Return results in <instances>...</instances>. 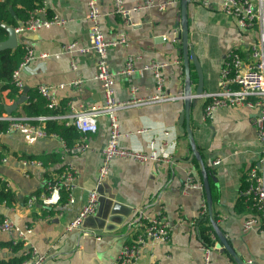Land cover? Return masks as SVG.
Masks as SVG:
<instances>
[{"label": "crops", "instance_id": "obj_1", "mask_svg": "<svg viewBox=\"0 0 264 264\" xmlns=\"http://www.w3.org/2000/svg\"><path fill=\"white\" fill-rule=\"evenodd\" d=\"M164 1L155 0L157 3ZM222 1L186 0L187 38L202 69V93L218 89L220 63L228 51L234 49L245 56L250 43L257 37L254 30L240 28L233 17L221 11ZM141 2L123 1L130 9ZM180 2L174 0L162 10H130L127 16H122L114 12L112 0H97L103 38L125 40L108 47V66L112 71H118L125 67L128 56L134 58L135 71L131 78L137 86L135 95L138 97L157 94L152 72L146 70L140 74L137 71L151 61L164 63L161 68L162 93L184 91L185 72L178 39ZM44 6L48 16L56 14L66 22L63 26L52 25L35 32L17 33V45L9 50L21 47L25 51V47H32L35 55L21 71L24 86L29 90L40 84L58 85L79 78L83 80L79 88L69 85L56 90L59 104L65 102L69 111V107L80 109L101 103L103 89L93 77L95 53L74 52L70 56L63 50V45L70 42H77L79 46L90 43L87 0H45ZM10 12L13 16L11 7ZM14 18V25L1 19L0 24L16 28L23 20L17 15ZM173 30L177 31L175 35ZM43 52L50 55L39 58ZM54 53L58 55L54 56ZM71 60L76 64L75 68L71 67ZM176 61L180 63L176 64ZM189 79L192 97L188 123L201 162L191 155L185 121L179 123V115L184 111L183 98L130 105L116 111L119 146L144 153L154 150L160 159L140 162L131 157H114L109 161L107 175L100 182L97 179L101 151L109 132L106 116L97 119V130L90 135L89 148L76 157L65 153L57 138L28 135L18 130L0 133V142L7 147L6 161H0V180L15 196L11 205H0V211L17 227H30L28 240L45 255L43 264H115L118 250L134 238L136 221L141 215L164 218L169 225V238L165 242L142 246L138 264H202L198 249L201 240L196 228L201 194L197 189L182 190L188 169L202 183V166L211 181V217L216 225V229L212 226V264H238L221 243L217 231L242 264H264V231L259 230V225L242 229L243 220L252 214L242 191L247 184L248 172L257 164L259 156L260 143L254 124L258 110L254 107L218 108L211 118L204 120L206 101L193 96L198 78L192 61ZM131 96L126 76L117 74L114 78L115 100L126 101ZM12 102L6 100L5 104ZM24 103H28L27 96ZM15 111L16 116L31 114L26 113L21 104ZM20 155L56 157L54 161L47 160L46 165H23L20 160L24 158H19ZM193 158L199 161V168L191 162ZM215 159L220 162L213 164ZM67 163H71L75 171L73 202L67 206H63L65 201L61 205L43 206L39 201L28 205V196L43 190L46 180ZM96 183L98 197H102L100 205L76 227L69 228L85 204L88 190ZM15 238L16 233L0 230V243ZM17 255L19 251L15 253L0 246V258L10 260Z\"/></svg>", "mask_w": 264, "mask_h": 264}, {"label": "built area", "instance_id": "obj_2", "mask_svg": "<svg viewBox=\"0 0 264 264\" xmlns=\"http://www.w3.org/2000/svg\"><path fill=\"white\" fill-rule=\"evenodd\" d=\"M124 0H112L113 9L116 14L127 16L130 10H138L141 8H155L162 10L166 5L174 0H166L157 3L155 0H142L138 5L131 9L126 8ZM45 0L41 4L29 11L27 18L18 25L15 31L35 32L41 28H46L52 25L65 24V19L54 14L47 15L44 6ZM220 9L226 15L233 17L237 25L245 30H254L257 37L252 40L248 48V54L242 55L237 50H230L224 56L219 67V85L218 89L213 92L201 93L200 97L206 102L203 108L202 119L211 118L214 111L218 108L229 107H254L257 108L258 114L254 119L257 139L260 143L258 151L257 164L253 165L247 177V184L244 187L242 194L244 201L249 206L251 211H255L250 216H247L242 222V229L249 230L254 225H259V230L264 231V0H223L220 4ZM87 19L90 22L88 46H79L77 42H70L63 45L64 52L70 56L74 52L85 53L92 51L96 55V72L94 79L101 83L103 89V101L99 104H93L80 109L69 107V111L56 114H30V115H11L3 112L0 114V120L8 122L6 132L18 130L24 134L38 137H53L62 142V149L65 153L73 157L83 153L89 148L90 135L97 130V119L101 116H106L109 122L108 139L103 147L101 154L102 160L98 169L97 181H102L108 172L109 161L114 157H131L134 160L144 162L148 159L159 160L157 152L152 150L151 153L124 149L119 146L118 138L120 135L116 111L119 108L130 105L149 103L152 101L173 100L176 98H184L183 92L174 94L162 93L164 78L161 75V68L164 63L151 61L137 71L142 74L149 70L152 72L155 79V87L157 94L138 97L135 95L137 86L132 83V74L135 71L133 67L132 56H128L125 67L118 71H112L107 63L108 47L123 43V38L119 40H105L100 24V10L97 0H87ZM174 35L177 33L173 30ZM50 54L43 52L38 55L39 58H46ZM57 56L58 53H54ZM34 50L32 47H25V53L19 65L11 74V81L15 87L22 92L24 86L21 77V71L34 59ZM179 64L180 61H176ZM71 67L75 68L76 64L71 60ZM182 70V67H180ZM117 74L126 76L129 82V89L132 94L131 98L126 101H117L114 98V78ZM82 79L76 78L66 83L58 85L40 84L36 88L38 93L46 100L47 107L56 109L59 107L56 90L65 86L73 85L80 87ZM49 119H57L75 126L80 133L79 139L70 147H68L63 139L53 132H48L45 128V122ZM166 133V132H165ZM6 161V158L1 159ZM23 165L41 163L36 160H20ZM168 161V159H166ZM220 159H215L213 164H218ZM75 171L71 163L63 168L59 176H54L47 179L44 185V191L38 196L32 195L28 198L27 204L31 205L39 201L43 206L61 205L60 191L65 189L67 193L66 201L63 206L73 202L72 190L74 189ZM189 189H197L201 198L199 201V209L197 215H201L207 211L206 199L203 185L200 181L194 178L193 171L188 169L185 173V178L182 183V190L185 192ZM98 206V187L97 183L88 190L87 199L82 206L78 215L71 221L69 228L76 227L83 218L94 213ZM136 233L132 241L123 245L117 252L115 264H138L140 259V249L148 243L165 242L169 238L168 222L162 217H147L141 215L136 221ZM0 230L16 233V238L13 243L21 242L23 247V258L17 263L7 264H43L45 255L39 252L28 240L27 234L31 231L28 225L20 228L13 224L11 219L4 215L0 223ZM209 236L212 243L201 242L198 249L201 254L202 264H212L211 252L213 249L214 232L209 231ZM252 263L251 260H247Z\"/></svg>", "mask_w": 264, "mask_h": 264}, {"label": "trees", "instance_id": "obj_3", "mask_svg": "<svg viewBox=\"0 0 264 264\" xmlns=\"http://www.w3.org/2000/svg\"><path fill=\"white\" fill-rule=\"evenodd\" d=\"M42 0H0V19L4 22L12 23L14 25V17L17 15L23 21L27 18L29 11L41 4ZM10 7L14 10V15H11ZM6 35L5 29L0 24V40H2ZM25 51L21 47H17L14 50L5 49L0 51V114L4 112V104L6 100L14 101L22 92L15 87L11 81V74L13 70L19 65L20 61L23 58ZM5 91V93H3ZM26 96L28 97V103H22L21 107L26 113L31 114H56L64 113L66 111L65 102H61L59 107L56 109H51L47 107L46 100L38 93L37 88H31L27 91ZM11 115H18L15 110L12 111ZM8 127V122L5 120H0V133H6ZM45 128L48 132H53L60 136L65 144L70 147L78 139L80 133L77 131L74 125L67 124L64 121H59L57 119H49L45 122ZM7 153V147L0 142V161L4 158ZM19 158H24L26 160H37L40 163H45L47 160L54 161L55 155H20ZM57 158L59 156L57 155ZM191 162L194 166L199 168V161L193 158ZM62 168L57 171L54 176H59L62 172ZM207 175V173H206ZM49 177L48 179H51ZM208 178V177H207ZM201 180V179H200ZM209 182V180H208ZM211 184V181L209 182ZM44 191H35L32 195L38 196ZM212 197V196H211ZM27 198V199H28ZM67 193L65 189L60 191V202L66 201ZM26 199V200H27ZM15 201V196L12 190L8 185L0 180V205H11ZM26 202V201H25ZM255 213V211H251ZM3 213L0 211V223L3 220ZM213 218V217H212ZM212 220L208 215L207 211L197 217L196 228L199 234L201 242L212 243V240L209 236V231L212 230ZM0 246H5L10 248L13 252L17 253L19 251V256H15L10 260H5L0 258V264L7 263H17L22 260L23 247L21 242L13 243L12 240H9L5 243H0Z\"/></svg>", "mask_w": 264, "mask_h": 264}, {"label": "water", "instance_id": "obj_4", "mask_svg": "<svg viewBox=\"0 0 264 264\" xmlns=\"http://www.w3.org/2000/svg\"><path fill=\"white\" fill-rule=\"evenodd\" d=\"M186 0H181L180 2V29L178 33V39L181 41V53H182V61H183V66H184V72H185V84H184V111L179 115V123L182 124L183 121H185V131L187 133V139L190 143L191 149H192V156H195L200 162H201V157L198 153V151L195 148V142L193 138V133L192 130L189 127L188 123V110L190 106V101L192 97L191 89H190V79H189V64L190 61H192V64L194 65L195 71L197 73V86L195 88V95L193 96H198L202 93L203 88H202V83H203V74H202V69L200 66V63L193 52V50L190 48V45L188 43V38H187V32H188V27H187V12H186ZM1 26L5 29L6 35L5 37L0 40V51L5 50V49H13L17 45V32L15 31L13 26H9L6 24H1ZM28 91L27 86H23L22 88V93L10 104H4V112L7 114H11L13 110L17 108L18 105L22 104L26 100V93ZM180 131L182 132L183 129L180 125L179 127ZM202 185L204 188V193H205V199H206V205H207V213L212 219V197H211V191H210V185L208 182V178L206 175V172L202 166ZM105 198V197H103ZM102 201V197H98V205H100ZM113 210V207H112ZM91 215V214H90ZM212 226L216 229L215 223L212 221ZM218 237L221 241V243L224 245V247L235 257L236 261L238 264H242V262L237 258L236 254L234 251L231 249V247L227 244L226 240L224 237L217 231ZM217 246H219V243H216Z\"/></svg>", "mask_w": 264, "mask_h": 264}]
</instances>
